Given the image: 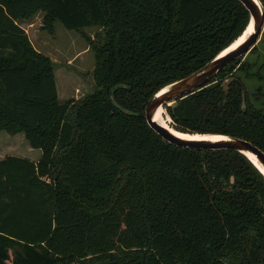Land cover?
<instances>
[{
    "label": "trees",
    "instance_id": "1",
    "mask_svg": "<svg viewBox=\"0 0 264 264\" xmlns=\"http://www.w3.org/2000/svg\"><path fill=\"white\" fill-rule=\"evenodd\" d=\"M39 14L50 34L98 29L94 92L60 100L21 26ZM248 24L239 0H0V133L42 152L0 160V264H264V175L234 150L169 144L145 118ZM247 56L165 105L172 128L264 152V32Z\"/></svg>",
    "mask_w": 264,
    "mask_h": 264
},
{
    "label": "rangeland",
    "instance_id": "2",
    "mask_svg": "<svg viewBox=\"0 0 264 264\" xmlns=\"http://www.w3.org/2000/svg\"><path fill=\"white\" fill-rule=\"evenodd\" d=\"M42 18L43 14H39L31 21L23 22L21 26L33 45L55 63V77L60 100L62 102L70 99L79 100L94 92L97 63L96 55L90 49L88 39L93 40L98 29L93 27L79 32L69 31L57 22L54 32L50 34L49 31L42 29ZM254 57L248 58L252 60ZM162 116L172 128V121L166 116L164 109ZM41 153V150L30 147L24 134L13 136L6 132L0 133V160L9 155L37 160ZM11 254L13 255V251Z\"/></svg>",
    "mask_w": 264,
    "mask_h": 264
},
{
    "label": "water",
    "instance_id": "3",
    "mask_svg": "<svg viewBox=\"0 0 264 264\" xmlns=\"http://www.w3.org/2000/svg\"><path fill=\"white\" fill-rule=\"evenodd\" d=\"M239 1L244 5L249 13V24L246 30L249 28L250 24L253 23V32L236 49L228 52L227 54L220 53L217 57L212 59L201 69L195 71L185 78H182L165 86L156 94H154L145 108V118L150 128L169 144L180 148H189L194 150H234L246 156L264 175V173L250 157H254L257 162L264 168V152L251 142L226 135H219L223 136L224 139L217 141L188 140L177 136L173 131L164 127L156 120V114L159 109H164L165 105H171V102L183 99L208 86L229 64L234 62L236 59L244 58L260 42L264 32L263 3L261 2V0ZM234 81L242 89V108L245 110L247 107V92L238 79H234ZM112 103L115 108L120 110L122 113L126 115L130 114L114 99L112 100ZM175 131L179 132L177 130Z\"/></svg>",
    "mask_w": 264,
    "mask_h": 264
},
{
    "label": "bare ground",
    "instance_id": "4",
    "mask_svg": "<svg viewBox=\"0 0 264 264\" xmlns=\"http://www.w3.org/2000/svg\"><path fill=\"white\" fill-rule=\"evenodd\" d=\"M253 32V23L250 24L249 28L244 32L243 35H241L229 48H227L226 50H224L222 52V54H227L228 52L236 49L238 46H240V44H242L246 38ZM163 113V109H159L157 114H156V120L161 123L164 127L170 129L171 131H173L177 136L184 138V139H188V140H212V141H217V140H222L224 139L223 136H219V135H198V134H182L179 132H176L173 128H171L167 122L165 121V119H163L162 116ZM251 159L257 164V166L260 168V170L264 173V168L257 162V160L250 156Z\"/></svg>",
    "mask_w": 264,
    "mask_h": 264
},
{
    "label": "crops",
    "instance_id": "5",
    "mask_svg": "<svg viewBox=\"0 0 264 264\" xmlns=\"http://www.w3.org/2000/svg\"><path fill=\"white\" fill-rule=\"evenodd\" d=\"M33 44V43H32ZM34 46V45H33ZM35 47V46H34ZM35 49L37 50V51H39V52H41L39 49H37L36 47H35ZM41 155H42V153L40 154V155H38V157H37V160H35V159H33V158H30L32 161H38L39 159H40V157H41Z\"/></svg>",
    "mask_w": 264,
    "mask_h": 264
}]
</instances>
